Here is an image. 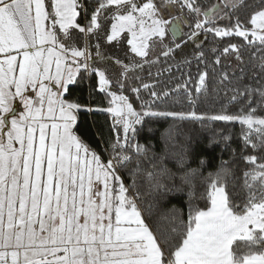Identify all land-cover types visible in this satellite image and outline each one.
<instances>
[{
  "label": "snow or ice",
  "instance_id": "snow-or-ice-1",
  "mask_svg": "<svg viewBox=\"0 0 264 264\" xmlns=\"http://www.w3.org/2000/svg\"><path fill=\"white\" fill-rule=\"evenodd\" d=\"M222 3L223 8L205 9L197 0H0V264H264V156L243 155L249 148L264 152V115H257L258 108L264 110V85L257 81V87L229 89L231 102L239 105L236 112L225 107L197 114L157 110L156 101L163 102L169 92L142 81L137 86L131 81L140 77L129 76L143 63L156 62L147 59L156 44L168 57L202 33L219 41L242 37L248 45L258 42L257 51L264 53V0H256V10L244 21L234 12L252 5ZM176 8L181 15L172 14ZM184 9L196 17L187 34L180 28ZM169 33L172 43L165 44ZM124 34L132 62L103 55L98 42L95 55L90 51L93 38L103 35L106 43L119 44ZM179 35L186 39L176 43ZM239 48L228 43L223 54L234 52L240 60ZM195 58L203 63L204 52ZM108 61L122 69L115 83L99 66ZM259 68L264 73V55ZM207 76L199 73L197 93L206 91ZM228 79L222 74L221 82ZM191 82L190 77L177 89L183 88L194 104L187 88ZM85 84L90 98L103 94L108 106L93 108L79 96L71 98L73 87ZM128 89L141 100L139 111L124 94ZM141 89L150 100L141 99ZM81 111L110 115L109 135L99 134L106 159L77 134ZM158 117L239 122L241 153L250 166L243 173L248 193L242 206L232 202L220 173L210 175L206 205L190 202L186 222L167 236L153 232L137 206L138 192L131 195L139 160L129 166L149 151L137 140V125ZM125 173L132 184L125 183ZM237 241L244 249L236 247Z\"/></svg>",
  "mask_w": 264,
  "mask_h": 264
},
{
  "label": "trees",
  "instance_id": "trees-1",
  "mask_svg": "<svg viewBox=\"0 0 264 264\" xmlns=\"http://www.w3.org/2000/svg\"><path fill=\"white\" fill-rule=\"evenodd\" d=\"M197 2L205 9L219 3L223 8L222 0H197ZM245 4L252 5V7H240L234 12V15L239 16L242 21L250 17L252 11L256 10V0H245ZM173 11L175 14L181 15L178 8ZM166 12L168 9H165L164 15ZM195 20L194 14H189L188 10L184 9L183 19L180 22L181 32L189 33L191 31L189 26L194 25ZM226 23L228 21H218L221 26ZM109 25L110 21L105 25V28L107 29ZM248 27L250 28L251 25ZM124 35V40L119 44L116 42L113 44L118 49L116 57L127 64L132 62L134 54L128 52L127 37L126 34ZM103 39V35L99 40L93 38L90 49H93L92 46L95 43H102ZM185 39L186 35H179L175 42L181 43ZM164 43H172L171 33L167 35ZM228 43L240 46V60L236 59L234 52L223 54V48ZM197 44L201 46L197 48ZM79 46L82 47L83 43L80 42ZM213 47H217L219 51L213 53L211 51ZM258 47V42L248 45L242 37L225 38L223 41H219L212 34H208L206 37L202 33L195 42L189 41L168 57L160 54L163 47L159 44L147 57L149 61L156 62L143 63L142 68L130 72L129 76L140 77V81H131L137 86L142 81L154 85L158 92H169V95L163 98V102L156 101L157 110L176 112L194 110L200 114L219 112L227 107L229 112H236L239 105L231 102L230 98L233 93L229 89L235 87L242 89L244 85L257 87L259 86L257 81L264 85V73L259 68L260 58L264 53L258 52ZM199 51L204 52L203 63L195 58V53ZM126 52L127 56H125ZM217 56L220 58L219 64L215 63ZM134 59L137 63L141 62L139 57ZM185 59L191 62L185 64L183 63ZM204 71L208 73L207 89L197 93L194 84L198 80L199 73ZM222 74H227L229 79L221 82ZM190 77L192 82L187 84V88L192 93L194 104L189 102L183 88L177 89L178 84H184ZM92 83L95 84L94 76ZM88 91L86 84L73 87V97L71 98L79 96L82 103L89 104L93 108L108 106L103 94H97L90 98ZM124 94L129 96L134 107L139 111L141 100L136 98V94L130 89L126 90ZM141 99L150 100L151 97L148 92L141 89ZM240 103H243V100ZM253 106H256L255 99ZM257 115H264V110L258 108ZM145 120L143 125H137L139 129L137 140L144 144L149 151L145 155L134 157L129 166L130 168L135 167L136 161L139 160L140 172L136 177V191L131 195L135 196L138 192L137 206L146 223L158 237L169 235L173 227H178L181 221H187L190 202L200 207L206 205L207 179L210 175L220 173L232 202L243 205L248 193V189L244 187L243 173L250 167L244 162L243 155L264 156V152L254 153L249 148L242 155L241 133L243 129L239 122H201L193 118L174 119L172 117L145 118ZM111 125L112 119L106 112L81 111L78 115L76 131L86 143L104 155L106 159L107 156L104 154L99 134L102 133L107 138ZM225 136L229 139L225 140ZM201 160L204 161L203 165L200 164ZM192 169L197 170V175L194 177L190 175ZM123 178L126 184H132V177L127 173ZM185 178L190 183H186ZM236 247L244 249V244L237 241Z\"/></svg>",
  "mask_w": 264,
  "mask_h": 264
},
{
  "label": "rangeland",
  "instance_id": "rangeland-1",
  "mask_svg": "<svg viewBox=\"0 0 264 264\" xmlns=\"http://www.w3.org/2000/svg\"><path fill=\"white\" fill-rule=\"evenodd\" d=\"M46 3H48V0H46ZM221 3H219L220 5ZM173 15H177L175 14V12H172ZM165 17H168V12L165 13ZM167 37V36H166ZM96 44V43H95ZM94 44V45H95ZM101 45V52L103 55L105 56H115L117 55V48H115L114 44H108L106 43L105 39H103L102 43H99ZM159 44H156L154 46V49L150 52V54H152V52L155 50V48L158 46ZM93 49H90V51L93 53V55H95V47L92 46ZM132 54V53H131ZM99 66L101 67H106L108 69V75L109 77L113 80V82L115 83L118 79H120V73L122 71L121 67L119 65H116L113 61H108L106 64L103 62L99 63Z\"/></svg>",
  "mask_w": 264,
  "mask_h": 264
}]
</instances>
